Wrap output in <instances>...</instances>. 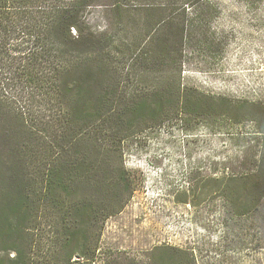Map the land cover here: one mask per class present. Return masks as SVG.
<instances>
[{"label":"trees","instance_id":"1","mask_svg":"<svg viewBox=\"0 0 264 264\" xmlns=\"http://www.w3.org/2000/svg\"><path fill=\"white\" fill-rule=\"evenodd\" d=\"M227 1L230 12L264 18V0H169L179 7L168 17L142 22L139 36L153 30L144 48H135V65L142 73L168 68L153 78V89L126 95L107 41L82 30L91 0H0V264H195L166 246L140 263L104 252L101 237L128 191L120 143L132 129L163 124L174 111L198 116L215 109L216 98L182 86V54L199 21L224 11ZM220 182L230 191L231 177ZM39 219L44 239L36 238Z\"/></svg>","mask_w":264,"mask_h":264},{"label":"rangeland","instance_id":"2","mask_svg":"<svg viewBox=\"0 0 264 264\" xmlns=\"http://www.w3.org/2000/svg\"><path fill=\"white\" fill-rule=\"evenodd\" d=\"M91 2L82 13V30L107 41L120 92L153 89V78L168 64L138 69L135 48H144L153 29L142 36L138 30L179 6L169 0ZM225 5L199 21L202 28L182 54V86L216 98L215 109L198 116L174 111L163 124L147 123L152 127L144 130L136 125L120 143L128 191L118 213L104 222V252L142 263L155 247L166 246L188 253L195 264H264V18ZM221 100L233 106L219 107ZM228 176L230 191L220 187ZM258 188L263 197L254 206ZM38 222L36 238L44 239V219Z\"/></svg>","mask_w":264,"mask_h":264}]
</instances>
